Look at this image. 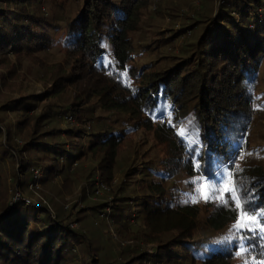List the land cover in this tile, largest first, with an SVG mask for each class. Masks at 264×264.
<instances>
[{
	"label": "trees",
	"instance_id": "16d2710c",
	"mask_svg": "<svg viewBox=\"0 0 264 264\" xmlns=\"http://www.w3.org/2000/svg\"><path fill=\"white\" fill-rule=\"evenodd\" d=\"M152 1L0 0V61L9 73L49 48L56 35L66 61L85 65L81 76L65 69L54 76L39 106L42 96L24 92L0 101V179L9 178L15 190L23 184L33 196L28 186L39 170L42 188L57 191L47 196L52 211L42 202L19 200L13 208L1 202L0 264H264V168L237 166L264 66V0H201L178 55L169 53L167 38H158L160 30L144 34ZM102 53L105 63L127 75L110 76L100 64ZM93 97L109 118H87ZM157 103L165 106L162 118L149 113ZM142 128L164 144L166 156L158 165L121 170L126 183L114 192L121 207L107 217H99L107 214L106 203L92 206L93 218L112 223L126 242L117 243L120 258L98 254L90 238L71 227L73 209L58 201L56 178H66L87 157L106 161L107 182L120 170L121 145ZM95 167L81 182L92 194ZM224 172L233 194L219 203L211 194L201 198L208 178L219 181ZM194 181L201 184L198 196L190 194ZM202 208L210 209L202 225L215 237L196 235ZM243 211L259 217L258 227L235 231L236 243H210Z\"/></svg>",
	"mask_w": 264,
	"mask_h": 264
},
{
	"label": "rangeland",
	"instance_id": "374dc122",
	"mask_svg": "<svg viewBox=\"0 0 264 264\" xmlns=\"http://www.w3.org/2000/svg\"><path fill=\"white\" fill-rule=\"evenodd\" d=\"M181 2L180 0H153L148 9V14L151 19L143 29L144 34L147 35L148 38H150V35L155 34V30H160V36L158 38H161L163 35L168 39L167 48H170L168 51L170 54L174 55L179 54L181 48H183L185 44L186 38L191 37V28H193L195 24L193 21L202 10L201 0H189L188 5H182ZM70 9L73 10V7H70ZM158 9H160L159 12ZM190 24H193L192 27ZM7 57L9 61H14L11 54H8ZM82 64L84 63L82 62ZM28 66L31 68L26 69ZM83 66L85 65L79 66V64L76 65L73 61H66L64 49L60 39L56 35L49 48L41 53H36L33 60L30 62L24 59L21 64L16 66L17 68L15 67V69L11 71V73H9L6 63L0 61V101L4 100L7 96L15 100L19 98V93L24 92V94H32V96H42L41 98H37V104L39 106L43 96H45V91L52 86L54 76H61L64 69L66 71L78 73L81 76L85 72ZM31 71L32 75L30 73ZM259 84V96L255 99L251 122L247 129L248 144L238 157V167L262 166L264 168V66H262L260 72ZM99 106L96 97L90 99V103L86 105V108H92L90 110L91 113L86 115L89 120L104 121V117L107 116V118H109V116H111L110 113L104 111ZM33 111V109L29 108L28 115H33ZM90 124L87 123L89 126ZM60 126L65 127L63 123H60ZM166 151L164 144L157 142L152 131L142 128L130 134L128 140L121 145L118 151L119 155H122L120 170L112 174L110 176L111 179H108L107 182L103 180L108 170L104 167L107 164L106 161L102 160L101 163H99V161L93 162L87 157L80 158L77 163L73 164L66 178H56L59 187L58 190H60L61 193L57 195L58 201L63 203L64 208L73 209V215L70 217L71 227L80 230L81 233L83 232L86 238H90L89 241H92L91 244L96 248L98 254L111 255V252H115L120 258V252L122 253L120 247L122 246L118 247L117 243H122V240L119 235L116 234V230L112 223L99 221L93 218L92 215L96 212L95 209H92V206L97 209L96 205L102 202L107 204L105 207L107 214L104 216L103 214H99L101 218L107 217L112 208L116 210L121 207L120 200L115 196L117 187L120 186L121 183H126V177L121 170L124 168L126 169L127 166H141L148 161H153L158 165L159 162L165 158ZM98 158L101 159L102 155H99ZM92 164L96 165L93 183L94 194H92L91 189H89L90 185L86 183H84L85 185H81L85 182H82V180H86L85 178L89 175L91 171L90 166H92ZM40 175L41 172L39 170H34V183L28 186L33 196H29L24 192L22 188L23 184L16 186L15 190L9 178L0 179V204L3 200H6L8 205L13 208L15 203L19 200L34 206H40L42 202V204L46 205L52 211L51 203L47 200V196H55L57 191L56 189L48 191L42 188L41 184L37 182ZM194 183L196 184L190 194L196 193V196H198L201 184H197V181H194ZM209 184V180H207L204 186L208 188ZM178 186L183 188L184 179H182V182H180ZM216 187L217 190L215 193L211 194V200L215 202L219 203L224 201L226 193L233 194L232 189L234 187L229 181L226 172H224L222 178L219 179V183ZM128 192L129 191L126 193ZM85 199H88V201L85 202ZM209 211L210 209L208 208H202L198 217L200 227L196 235H201V237L205 239L216 236L210 232V229L202 225ZM242 214L245 217L254 216L246 211H243ZM258 219L259 217H257L256 221L243 220L241 222L245 223L248 228H256L259 224ZM107 220H109V218H107ZM236 223L237 221L232 223L229 229L223 232L221 236L232 234L234 231L233 225ZM85 237L84 239L87 240ZM122 244L126 245V242ZM77 252L80 254L78 249Z\"/></svg>",
	"mask_w": 264,
	"mask_h": 264
},
{
	"label": "snow or ice",
	"instance_id": "6c2138e0",
	"mask_svg": "<svg viewBox=\"0 0 264 264\" xmlns=\"http://www.w3.org/2000/svg\"><path fill=\"white\" fill-rule=\"evenodd\" d=\"M100 64L102 67L104 68H110L111 71H109V75H116L117 77L121 76V75H124L126 76L127 75V70L125 69L124 72H120L118 71V68H119V65H116L114 66L113 65V62L112 61H108L107 63L104 62V56H103V53L101 54V57H100ZM164 105L162 104H154L150 109H149V113L153 116H155L156 118H162L163 115H164ZM238 151V150H237ZM205 176H207V174L205 173ZM210 180V184L208 186V193H204V192H201V198H203L204 200H208L209 198V194H214L215 191L217 190V187L216 185L219 183V181H215L213 180L212 178H208ZM227 191V189H226ZM244 195H247V190L245 189ZM192 202L195 203L197 202V200L195 198L192 199ZM226 203V202H225ZM241 205H240V202L239 200L237 201L236 203V207L239 208ZM257 217L255 216H247L245 217L243 214H241L240 217L237 218V223L235 225H233V233L230 234V235H226L224 236L223 238H221L220 240H217V241H212L210 243H236V238H235V231H239V230H243L246 228V224L241 222L243 220H247V221H256ZM248 231H253L252 229H248ZM244 241H247V242H251L250 241V238L245 236L242 238Z\"/></svg>",
	"mask_w": 264,
	"mask_h": 264
}]
</instances>
